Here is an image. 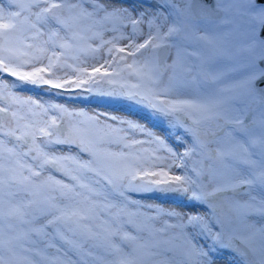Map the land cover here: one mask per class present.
I'll return each mask as SVG.
<instances>
[{
    "label": "snow or ice",
    "instance_id": "snow-or-ice-1",
    "mask_svg": "<svg viewBox=\"0 0 264 264\" xmlns=\"http://www.w3.org/2000/svg\"><path fill=\"white\" fill-rule=\"evenodd\" d=\"M0 264H264V0H0Z\"/></svg>",
    "mask_w": 264,
    "mask_h": 264
},
{
    "label": "bare ground",
    "instance_id": "bare-ground-1",
    "mask_svg": "<svg viewBox=\"0 0 264 264\" xmlns=\"http://www.w3.org/2000/svg\"><path fill=\"white\" fill-rule=\"evenodd\" d=\"M136 2L140 3L142 0H136ZM21 90L25 92L21 93V95L25 97L32 95L39 99H56L60 102L74 104L69 105V107H83L87 108L89 111H100L138 121L152 129L157 135L164 137L170 144H173L174 147L177 146L175 143V136L172 134L165 121H162V119L158 117L155 118L140 106H133V104L127 100L119 98L116 100L111 97L96 95L70 100L67 97L56 96L46 88H36L27 85L23 86ZM169 206L170 205H165V207Z\"/></svg>",
    "mask_w": 264,
    "mask_h": 264
},
{
    "label": "rangeland",
    "instance_id": "rangeland-1",
    "mask_svg": "<svg viewBox=\"0 0 264 264\" xmlns=\"http://www.w3.org/2000/svg\"><path fill=\"white\" fill-rule=\"evenodd\" d=\"M112 98V97H111ZM113 99H116V100H118V98H113ZM125 100V99H124ZM114 102V101H113ZM128 102H130V101H128ZM131 104H133V106H140V105H137V104H135V103H133V102H130ZM142 109H144V110H146L147 112H149L152 116H154L155 118L156 117H158V116H156L154 113H152V112H150L149 110H147L146 108H144V107H142V106H140ZM158 118H160V117H158ZM160 119H162V118H160ZM162 121H164L163 119H162Z\"/></svg>",
    "mask_w": 264,
    "mask_h": 264
}]
</instances>
